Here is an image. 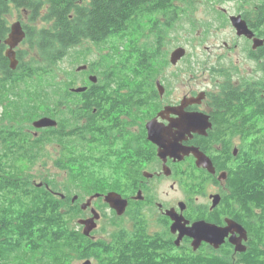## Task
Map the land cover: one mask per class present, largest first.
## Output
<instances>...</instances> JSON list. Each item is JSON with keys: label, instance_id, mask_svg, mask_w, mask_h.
I'll use <instances>...</instances> for the list:
<instances>
[{"label": "flooded vegetation", "instance_id": "af4514ba", "mask_svg": "<svg viewBox=\"0 0 264 264\" xmlns=\"http://www.w3.org/2000/svg\"><path fill=\"white\" fill-rule=\"evenodd\" d=\"M182 1L187 0H178L173 4L175 20L178 17L177 5ZM207 9L205 21L227 23L231 30L229 36L213 41V44H204L200 52H196L198 79L183 80L178 86L176 82L174 88L172 80H168L165 74L158 72L159 77L154 78L153 66L149 73L153 77L150 82L139 78L117 80L108 77L104 68V88L111 85V91L117 94L105 96L114 104L107 105L111 110H104L102 135L89 138H94L95 142L100 138L104 146L101 153V158H104V194L114 191L127 200L120 218L127 217L131 224L129 227L121 226L117 233L135 236L142 228L147 234L163 233L168 235V240H174L177 234L170 231L172 219L167 215L168 210L174 209L189 224L200 220L220 227L227 226L229 221L239 223L246 230V239H242V244L246 246L249 242L251 213L239 201L238 188L232 179L243 165L253 160L264 164V0H212ZM169 11L170 14L166 11L152 14L153 26L156 27L157 21L170 26L173 20L167 24V19L173 16ZM9 13L3 15L5 25L2 26L4 33H0V53L12 80H0V86L6 84L13 87L28 80H17L21 62L19 52L31 49L19 47L23 44L22 39L13 49L16 65L14 68L10 66L6 56L8 45L4 42L12 25L8 19ZM233 17H239L250 32L238 34L231 22ZM17 21L24 30L25 23ZM213 34L218 39L219 31L214 30ZM161 46L162 36L159 34L153 53L158 54ZM187 54L185 48L184 55L175 64L170 62L171 53L169 57L166 56V61L169 66H178L186 60ZM1 66L0 62V79L5 76ZM88 68L86 65L78 71ZM90 70L92 72L93 69ZM90 75L88 73L84 77L83 86L86 88L89 85L87 82L95 83L90 80ZM14 93L10 90L11 99L17 98ZM80 96L71 99L78 101L81 107L83 100ZM19 102L24 103V100ZM9 103H13L12 100H8ZM150 107L152 109L141 122L142 111ZM166 107L175 113L159 115ZM7 113V126L0 129V148L5 149L12 147V139L3 137L12 132L10 110ZM82 116V125L93 122L87 116ZM179 117L182 118L181 127L170 125L177 122ZM155 118L164 131L161 139L165 147H160V150L148 138L146 127ZM55 119L57 124L62 123L60 118ZM56 127L59 128L58 125ZM43 129H33V138L42 137ZM17 131L27 139L30 129ZM254 134L259 137L258 141ZM55 138L60 140L58 130ZM170 142H175L181 149L175 156L168 151ZM256 145L262 148H254ZM177 190L181 191V196L173 198L172 192ZM150 225H156L157 229L150 230ZM232 233L239 236L237 232H229L216 250L230 248L232 257L236 259L237 253L242 252H236L229 241ZM186 241L190 244L191 239L184 237L181 243Z\"/></svg>", "mask_w": 264, "mask_h": 264}, {"label": "trees", "instance_id": "16d2710c", "mask_svg": "<svg viewBox=\"0 0 264 264\" xmlns=\"http://www.w3.org/2000/svg\"><path fill=\"white\" fill-rule=\"evenodd\" d=\"M175 1L178 0H0V33H4V13L15 9L27 14L23 44L30 51H35L41 62L30 56V51L19 52L21 62L17 80L31 79L38 74H48L73 47L84 41L103 44L113 36H130L135 28L140 27L142 16L159 11L169 13L171 10L173 17L167 19L168 24L169 20H175ZM156 55L146 50L138 53V60L132 68L133 75L150 82L148 73L151 72V61ZM26 57L29 59L26 60ZM2 59L0 53L1 70L5 74L0 80H12L7 73L9 68ZM94 66V63L90 64L91 69ZM108 77L113 78L114 75L109 74ZM88 84L86 90L80 93L72 92L68 87L60 91L55 105L60 108V113L67 112V115L59 116L62 121L57 124L59 128L43 129L42 137L38 139H26L17 130L4 134V138L12 139V147H6L11 157L14 160L37 158L39 149L48 139L56 137L57 130L60 139L77 137L88 143L95 141L89 136H101L104 110H111L107 105L114 104L105 96L117 93L111 91V85L104 88V72L97 82ZM78 95L83 100L81 107L78 101L71 99ZM18 113L16 109L13 110L15 120L18 119ZM82 115L93 122L82 125ZM254 148L262 147L256 145ZM67 161L70 166L81 165L75 157H69ZM262 165L253 160L243 165L232 179L238 188L237 197L251 213L252 220L246 250L237 253L235 259L230 248L218 251L203 244L193 250L188 241L176 246L173 239L168 240V235H150L142 228L135 236L117 233L111 243H104V239L93 240L85 236L81 228L70 225L73 218L85 212L79 205L81 194L73 202L71 191L60 196L45 188L25 187V183L18 178L6 176L0 164V191L5 189L9 194L4 199L0 195V264H10L12 260H16L17 264H73L74 260L83 258H93L98 264H264ZM85 168L81 165L80 171ZM72 176L75 182H79L77 174L73 173ZM88 189L89 194L104 192V178L96 179ZM102 214L104 216V212ZM19 255H23L20 261L17 259Z\"/></svg>", "mask_w": 264, "mask_h": 264}, {"label": "rangeland", "instance_id": "374dc122", "mask_svg": "<svg viewBox=\"0 0 264 264\" xmlns=\"http://www.w3.org/2000/svg\"><path fill=\"white\" fill-rule=\"evenodd\" d=\"M211 1L187 0L179 2L177 5L178 17L172 21L170 26L163 25L161 21H157V25L154 27V17L146 15L140 20V27L135 28L132 34L126 38L113 36L108 42L103 44L84 41L73 47L68 55L58 62L48 74L36 75L28 79L24 84L17 86H0V129L6 128L5 119L9 116L7 111L10 110L12 131L28 128L30 131L29 135H27L33 138L31 134V131L35 129L32 125L33 121L45 116L55 119L59 118V116L67 115V112L65 114L60 113V108L55 105L60 91L67 87L69 89L82 87L85 82L84 77L88 73L96 76L98 80L101 78L105 68L107 70L105 72L110 75L113 74L114 79L126 81L136 79L137 77L133 75L132 68L138 60V53L142 50L149 51L150 54L153 53L157 45V35L159 34L162 36L161 50L151 61L154 78H158V72H161L165 74L168 80H172L174 88L176 82L178 83L176 86H178L181 85L183 80L198 79L196 52H200L204 44H213V41L216 42L222 37L229 36L231 30L227 23L221 24V22L213 20L205 21V16L208 14L206 12L208 10L207 6L210 5ZM8 19L12 23L17 20L26 22L27 14L11 9ZM214 30L219 31L218 39L213 34ZM19 47L26 49L27 46L21 44ZM177 47L187 49V58L178 66H169V62L166 61L167 57ZM30 53V56H34L38 62H41L35 51H30ZM92 63L95 66L90 72V64ZM83 65H88V70L78 71V68ZM149 77L153 78L152 75H149ZM176 78L180 79V81ZM10 90L15 92L14 95H17V98H10ZM21 99L24 100V103L19 102ZM8 100H12L13 103L7 104ZM30 102L32 103L31 105L29 104ZM14 109L17 112L19 111L18 119L16 120L12 116ZM151 109L150 107L147 111H142L141 122H143ZM63 111L65 112V110ZM103 150L104 146L100 138H97L96 142L88 143L77 138L59 140L53 137L42 145L37 158L33 160H14L10 152L1 147L0 164L6 171V176L13 179L18 178L25 183V187L29 185L35 188H45L60 196L67 191H71L73 197L81 194L80 205L90 195L94 194H89L88 187L96 179L104 178V158H101ZM69 157L78 159L79 163L86 167L84 171H80L81 165L70 166L67 161ZM73 173L77 174L79 182L74 181ZM85 175L88 177L84 178ZM98 193L104 194V192ZM180 193V190L172 192L173 198H179L181 196ZM0 195L3 197L1 199H4V196H9L5 189L0 191ZM92 207L101 215L97 220V227L91 232L89 237L93 240L104 239L105 243H111L121 226L129 227L131 224L127 217L120 218L121 216H117L114 210L106 202L104 203L102 197L100 200L97 198L92 200ZM103 212L106 216H103ZM90 215L88 208L82 216L73 218L70 221V225L81 228L82 232L83 226L78 223V220ZM149 229L154 230L157 228L156 225H150ZM21 257L23 255L17 257L18 261L21 260ZM87 260L90 261L89 264H98L93 258L76 259L73 264H84ZM10 264H17V262L12 260Z\"/></svg>", "mask_w": 264, "mask_h": 264}, {"label": "water", "instance_id": "95a60500", "mask_svg": "<svg viewBox=\"0 0 264 264\" xmlns=\"http://www.w3.org/2000/svg\"><path fill=\"white\" fill-rule=\"evenodd\" d=\"M231 22L238 34H246L247 32H250L247 25L243 21H240L239 17H233ZM24 37L25 32L22 29L20 22H13L11 25L10 33L4 41L8 45V49L6 50V56L9 58L10 66L12 68L15 67L17 62L15 60V53L13 49L16 45H18V43L22 41V39H24ZM184 53L185 48H175L171 53L170 62L175 64L184 55ZM85 67V65L80 66L78 70L84 69ZM89 78L93 82H96L97 80L96 76L94 75L89 76ZM157 84L159 87V82H157ZM85 90L86 86H79L70 89V91L75 93H80ZM164 112H174V110L170 109V107H166L163 111L159 113V115H162ZM176 114L179 113L176 112ZM181 121L182 118L179 117L177 122L174 121L170 125H176L178 127H181ZM32 124L35 128L38 129L48 128L56 126L57 121L51 117L45 116L33 121ZM146 127L148 130V138L158 145L159 150L160 147H165V142L161 139V136L163 135L164 131L162 130L161 125L157 122L156 118L150 120L146 124ZM168 151L171 155L175 156L181 151V149L179 145L175 144V142H170L168 144ZM197 161L199 163V156ZM98 197H102L103 201L106 202L118 216L124 213L127 206V200L122 198L120 194L114 191L108 192L106 194L96 192L90 195L89 198L85 200V202L80 204V208L82 210H86L89 208L91 215L89 217L81 218L78 220V223L83 226L82 233L85 236H91V232L97 227V220L101 217L100 213L94 207H92V200ZM76 199L77 195L72 198V201L74 202ZM167 215L172 219L170 231L174 234H177L174 239V244L176 246H180L182 239L184 237H188L191 239L190 245L193 250H197L203 242L213 246V248L216 249L224 242V238L228 235V233L234 231L239 233L238 237H236L234 233H232V236L229 238V241L234 245V250L236 252H244L246 250V246L242 244V239H246V230L239 223L229 221L227 226L220 227L215 224L208 223L204 220H200L189 224V221L185 220L181 214L176 213L174 209L168 210ZM89 263V260L84 262V264Z\"/></svg>", "mask_w": 264, "mask_h": 264}, {"label": "bare ground", "instance_id": "6f19581e", "mask_svg": "<svg viewBox=\"0 0 264 264\" xmlns=\"http://www.w3.org/2000/svg\"><path fill=\"white\" fill-rule=\"evenodd\" d=\"M143 97V96H142ZM51 128V127H50ZM96 138V137H95ZM96 146V145H95ZM101 149V148H100ZM102 157V156H101Z\"/></svg>", "mask_w": 264, "mask_h": 264}]
</instances>
